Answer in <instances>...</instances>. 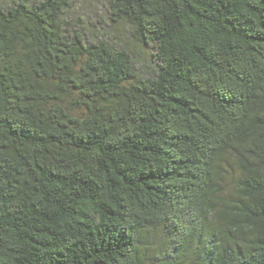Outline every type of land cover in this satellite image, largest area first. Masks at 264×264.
I'll use <instances>...</instances> for the list:
<instances>
[{
  "label": "clouds",
  "instance_id": "9594fccd",
  "mask_svg": "<svg viewBox=\"0 0 264 264\" xmlns=\"http://www.w3.org/2000/svg\"><path fill=\"white\" fill-rule=\"evenodd\" d=\"M0 264H264V0H0Z\"/></svg>",
  "mask_w": 264,
  "mask_h": 264
},
{
  "label": "trees",
  "instance_id": "16d2710c",
  "mask_svg": "<svg viewBox=\"0 0 264 264\" xmlns=\"http://www.w3.org/2000/svg\"><path fill=\"white\" fill-rule=\"evenodd\" d=\"M234 215H239L238 213H234ZM246 225H243V224H233L231 227L233 228H243L245 227Z\"/></svg>",
  "mask_w": 264,
  "mask_h": 264
}]
</instances>
